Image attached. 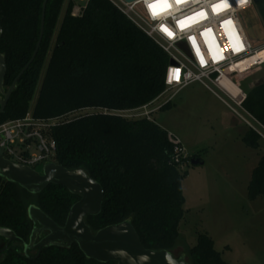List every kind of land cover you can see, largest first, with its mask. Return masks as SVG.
<instances>
[{
    "label": "trees",
    "instance_id": "obj_1",
    "mask_svg": "<svg viewBox=\"0 0 264 264\" xmlns=\"http://www.w3.org/2000/svg\"><path fill=\"white\" fill-rule=\"evenodd\" d=\"M45 0H0V53L5 55L8 91L31 62L40 38ZM78 0H49L44 37L36 58L20 77L0 125L24 118L33 105L38 119H62L51 131L57 142L55 163L85 170L104 190L101 213L86 222L94 233L132 218L143 246L174 254L180 247L185 217L183 179L173 162L168 132L155 121L100 112L131 111L150 104L166 89L168 54L109 0H90L80 16ZM264 20V0L260 7ZM62 17V18H61ZM245 108L264 125V81L247 92ZM171 103L162 108L170 109ZM92 110L84 115L72 114ZM243 141L261 149L262 138L249 130ZM194 158L202 159L200 156ZM189 160V159H188ZM41 171L40 168H36ZM250 201L264 198V149L248 186ZM63 186L32 194L0 177V227L29 243L34 224L28 207L38 206L59 226L79 201ZM207 234L184 249L189 264H228ZM7 241L0 237V252ZM0 264H117L89 259L78 245L48 246L25 253L12 242Z\"/></svg>",
    "mask_w": 264,
    "mask_h": 264
},
{
    "label": "rangeland",
    "instance_id": "obj_2",
    "mask_svg": "<svg viewBox=\"0 0 264 264\" xmlns=\"http://www.w3.org/2000/svg\"><path fill=\"white\" fill-rule=\"evenodd\" d=\"M81 4L78 0L75 12ZM260 7L255 6L241 16L246 34L256 47L264 43V20ZM260 57L262 61L248 69L236 72L228 68L219 82L227 87V81H231L248 91L256 83L264 81V52ZM229 88L231 90L232 85ZM35 101L36 98L30 110ZM162 102L160 100L159 104ZM91 112L84 110L68 117ZM124 114L130 119H141L135 117L133 111ZM235 117L199 83L179 91L170 109L152 114L151 119L158 126L180 137L185 155L190 159V163L181 168L183 173H187L182 184L186 203L176 257H181L184 249L196 246L199 235L207 234L226 263L264 264V198L250 201L248 197V186L261 159L264 139L261 149L251 150L233 126ZM195 156H200L205 165H192L191 160ZM42 167L36 168L42 170Z\"/></svg>",
    "mask_w": 264,
    "mask_h": 264
},
{
    "label": "built area",
    "instance_id": "obj_3",
    "mask_svg": "<svg viewBox=\"0 0 264 264\" xmlns=\"http://www.w3.org/2000/svg\"><path fill=\"white\" fill-rule=\"evenodd\" d=\"M89 1L80 0L81 8L77 7L76 12L73 10V15L80 16ZM109 1L169 56V65L164 78L166 89L150 104L131 110L135 112V117L153 121L152 114L171 103L179 91L199 83L212 92L250 130L264 139V125L245 108L247 93H235L230 90L231 81H227V87L219 82L228 68L239 72L262 61L260 54L264 52V43L258 47L254 46L246 34L241 18L244 13L252 11L255 6L261 4L258 5L255 0H247L243 4L240 0H227L228 7L214 12L212 5L219 3L220 0H185L180 4H176L175 0H169L171 8L153 18L145 0H137L133 3L124 0ZM201 11L206 13V18L198 17L199 22L192 23L183 30L177 25L178 20ZM229 20L230 24L224 23ZM162 26L173 35L169 36L162 30ZM206 29H211V32L201 35ZM190 37H195V43L199 47L204 63H201ZM237 48L239 50H236ZM171 61L174 64H171ZM160 100L163 102L159 104ZM99 111L126 118L128 117L124 113L131 112ZM61 120L60 118L38 119L34 117L33 110H30L22 119L1 124L0 147L3 149L4 157L34 169L39 165L43 166L57 153V142L52 138L51 131L60 124ZM168 140L174 150L173 162L179 164L181 168L189 164L190 159L185 155L180 137L168 132Z\"/></svg>",
    "mask_w": 264,
    "mask_h": 264
},
{
    "label": "water",
    "instance_id": "obj_4",
    "mask_svg": "<svg viewBox=\"0 0 264 264\" xmlns=\"http://www.w3.org/2000/svg\"><path fill=\"white\" fill-rule=\"evenodd\" d=\"M133 3L137 0H124ZM258 5L263 0H255ZM49 0L43 3L40 38L31 62L20 73L11 88L6 92L4 80L7 74L5 55L0 53V113H2L17 87V82L30 64L36 58L40 49L45 30L46 8ZM3 29L0 25V38ZM171 64H174L171 61ZM191 164L203 165L200 159L193 158ZM0 177L8 182L20 185L32 194L43 192L51 185L63 186L68 191L80 197L70 209L64 226H59L53 219L44 213L38 206L32 204L28 207L29 219L34 227L29 243L24 242L15 232L0 227V237L7 241L8 249L12 242H22L25 253L29 250H39V255L48 246L71 247L78 245L80 250L89 259L101 263L116 262L117 264H189L186 254L175 257L167 250L146 249L133 226L132 218L122 223L111 225L94 233L87 224L88 217L101 213L104 201V190L101 184L93 179L85 170H68L65 167L49 161L45 163L41 171L24 164L12 162L4 157L0 147ZM39 242L38 236L42 237Z\"/></svg>",
    "mask_w": 264,
    "mask_h": 264
},
{
    "label": "snow or ice",
    "instance_id": "obj_5",
    "mask_svg": "<svg viewBox=\"0 0 264 264\" xmlns=\"http://www.w3.org/2000/svg\"><path fill=\"white\" fill-rule=\"evenodd\" d=\"M183 2H185V0H175L176 4H180ZM246 2H247V0H240L241 4L246 3ZM145 3L147 5L151 15L153 16V18L161 15L162 13H164L165 11H168L171 8V4L169 3V0H145ZM226 7H228L227 0H220L219 3L212 5V9L214 12H219ZM198 17L199 18H206V13L203 11L194 13V15H192V16H187L182 20H178L177 25L181 28V30H183L185 27L190 26L192 23L199 22L197 19ZM224 23L230 24L231 21L230 20L225 21ZM162 30L167 32V34L169 36L173 35V33H171L166 27L162 26ZM209 32H211V29H206L204 33H201V35H206ZM189 39L192 41L193 46L196 48L197 55L200 56L201 63H204L203 57L200 55V52H199V47L195 43V37H190ZM241 47H242V45H241ZM236 50H239V48H237Z\"/></svg>",
    "mask_w": 264,
    "mask_h": 264
},
{
    "label": "crops",
    "instance_id": "obj_6",
    "mask_svg": "<svg viewBox=\"0 0 264 264\" xmlns=\"http://www.w3.org/2000/svg\"><path fill=\"white\" fill-rule=\"evenodd\" d=\"M262 82V81H261ZM261 82H259V83H256L253 87H250L249 89H248V91L249 90H251V89H253L255 86H257L258 84H260ZM232 85V91L233 92H235V93H247L248 91H244V90H242L241 88H239L235 83H232L231 84ZM235 89V90H234ZM223 105H225V104H223ZM225 107H226V105H225ZM238 121V122H237ZM233 126L236 128V129H238V131H239V135H240V139L243 141V139H244V137H245V135L248 133V131L250 130L247 126H244V124L242 125L240 122H239V120L235 117V119H234V121H233ZM245 130H247V132L245 131ZM244 142V141H243ZM245 143V142H244ZM247 146V145H246ZM250 148V147H249ZM251 150H253L252 148H250ZM201 158V157H200ZM202 162L204 163L203 165H205V161L202 159Z\"/></svg>",
    "mask_w": 264,
    "mask_h": 264
},
{
    "label": "flooded vegetation",
    "instance_id": "obj_7",
    "mask_svg": "<svg viewBox=\"0 0 264 264\" xmlns=\"http://www.w3.org/2000/svg\"><path fill=\"white\" fill-rule=\"evenodd\" d=\"M6 92H7V90H6ZM79 198H80V197H79ZM79 200H80V199H79ZM31 234H32V233H31ZM46 234H47V233H44V234L42 235V237L38 236V240H37V242H39L40 239L43 238ZM29 251H32L33 253H36V252L39 253V250H37V249H35V250H29Z\"/></svg>",
    "mask_w": 264,
    "mask_h": 264
}]
</instances>
